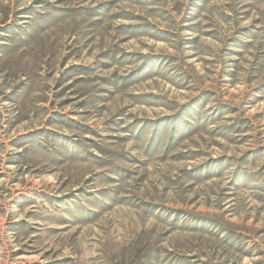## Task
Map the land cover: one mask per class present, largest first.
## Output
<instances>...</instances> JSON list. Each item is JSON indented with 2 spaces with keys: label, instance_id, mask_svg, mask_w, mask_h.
I'll use <instances>...</instances> for the list:
<instances>
[{
  "label": "rangeland",
  "instance_id": "rangeland-1",
  "mask_svg": "<svg viewBox=\"0 0 264 264\" xmlns=\"http://www.w3.org/2000/svg\"><path fill=\"white\" fill-rule=\"evenodd\" d=\"M0 264H264V0H0Z\"/></svg>",
  "mask_w": 264,
  "mask_h": 264
}]
</instances>
